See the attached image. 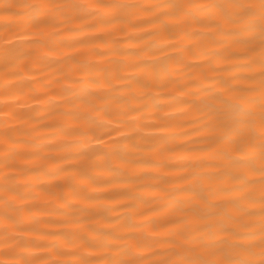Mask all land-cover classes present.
<instances>
[{"label": "bare ground", "instance_id": "obj_1", "mask_svg": "<svg viewBox=\"0 0 264 264\" xmlns=\"http://www.w3.org/2000/svg\"><path fill=\"white\" fill-rule=\"evenodd\" d=\"M36 2L0 0V113L6 114L0 115V264L22 258L75 264L81 257L106 264L129 259V249L138 264H156L180 258V245L169 244L177 231L190 237L180 242L185 249L205 240L225 253L235 251L234 245H258L264 235L260 173L242 167L252 182L233 179L230 170L234 174V161L244 154L233 153L231 161L220 154L224 146L213 142L197 97L226 85L227 95L245 104L251 100L259 111L264 97L259 24L244 43L240 28L224 25L209 32L190 22L191 15L202 14L197 6L219 0H106L130 7L114 22L95 27L78 9L48 8V23L37 28L25 7ZM169 4L183 8L161 15L173 13ZM18 51L24 55L17 57ZM84 100L112 112L110 127L125 134L120 159L101 154L86 122L69 115L83 113L89 107ZM260 131L257 124L246 149L257 167ZM5 185L14 191L6 193ZM184 187L192 190L181 191ZM242 193L252 195L242 202L251 215L231 203ZM6 212L19 227L11 226ZM5 228L32 246L5 242ZM76 237L103 246L84 247ZM134 237L150 246L135 247Z\"/></svg>", "mask_w": 264, "mask_h": 264}, {"label": "snow or ice", "instance_id": "obj_2", "mask_svg": "<svg viewBox=\"0 0 264 264\" xmlns=\"http://www.w3.org/2000/svg\"><path fill=\"white\" fill-rule=\"evenodd\" d=\"M31 9L29 15V22L39 28L40 25L48 23V14L44 9L51 8L54 11L63 9H78L83 14L89 16L93 20L95 27L96 24H106L114 22L118 16L119 11L130 5L120 3L106 2V0H97L95 4H59L49 3L48 0H37L36 3L25 5ZM166 7L173 10V13H161V15L177 14L183 8L179 4H169ZM11 8V5H5L4 10ZM214 10V11H213ZM197 12L201 15H191L190 22L205 26L207 31L213 32L224 25H231L240 28L247 39L244 43H250L251 39L255 36L257 23L259 24L260 32V46L261 51L259 55L261 86L264 88V0L258 2H247V0H219L217 3H209L197 6ZM155 23L159 24L161 28H167V24L159 18H154ZM42 30V29H41ZM6 45H11V41H6ZM254 51V50H252ZM17 57L24 55L23 52H17ZM256 57L251 58V63H256ZM99 82L96 80L91 81L92 85ZM227 86L223 85L217 90L210 89L204 90L203 97H197L203 103V108L206 109L205 114L209 117L208 126L212 128L213 142L218 145H223L221 155L226 159L232 160L233 153L244 154V158L236 159L234 161L237 166L233 171L230 170V175L240 185L251 183L252 181L240 171V168L245 167L249 171L260 173V182L264 184V97L261 98L259 104V111L257 112L251 104L253 101L249 100L245 104L242 100H234L230 95H227ZM84 99V98H81ZM89 104V107L83 113H69L76 119H82L87 124V132L91 133L90 139L95 141L101 154L120 159V140L125 138V134L120 132L119 128L110 127L113 123L112 112L106 107H100L88 100H84ZM0 115H6L0 113ZM124 126L126 121L119 122ZM259 125L261 131L259 134L260 139V165L256 166L255 162L246 156V149L252 146V138L255 136L256 125ZM116 133L117 135H112ZM86 178L91 182H95L93 177L87 176ZM181 191H191L190 187H184ZM4 191L13 192L14 188L5 185ZM202 199L204 197H201ZM247 199H252L251 193H242L237 198L233 199L231 203L236 206L244 215L253 214L251 210L243 207L242 202ZM260 215L264 217V195L260 197ZM7 207V202H5ZM199 212V209L194 210ZM5 219L10 221L13 228L19 227V221L12 215L5 213ZM264 232V227H262ZM173 237L169 241L170 246L176 247L180 245L176 255L180 258L177 260L163 259L156 262V264H264V235H262L258 245H251L250 247H243L234 245L236 249L233 252L225 253L223 248H212L208 241H202L198 245L193 244L187 249L180 244L183 241L188 243L190 237L180 231L170 233ZM82 239L83 246L88 248L102 247L103 245L96 239L76 237ZM4 241L14 240L16 248L32 246L28 243H22L17 238L8 234L5 228ZM135 240L134 246L137 248L150 246L148 242L142 238H133ZM69 242H72L69 239ZM259 248V251H253V248ZM6 251L12 252L13 248H7ZM183 253V254H182ZM126 255L129 259L116 261L110 260L106 264H138V261L131 258V249L126 250ZM16 264H35V261L30 258H22ZM53 264H59L54 261ZM75 264H89L86 257H81L75 261Z\"/></svg>", "mask_w": 264, "mask_h": 264}]
</instances>
